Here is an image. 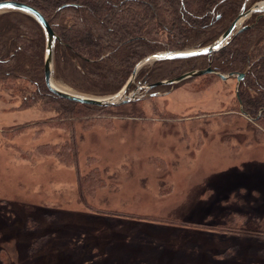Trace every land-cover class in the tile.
Instances as JSON below:
<instances>
[{
  "label": "rangeland",
  "instance_id": "rangeland-1",
  "mask_svg": "<svg viewBox=\"0 0 264 264\" xmlns=\"http://www.w3.org/2000/svg\"><path fill=\"white\" fill-rule=\"evenodd\" d=\"M238 84L199 77L76 133L0 88V264H264V239L235 232L264 227V132L228 116ZM73 136L79 170L109 185L87 197L38 151Z\"/></svg>",
  "mask_w": 264,
  "mask_h": 264
},
{
  "label": "trees",
  "instance_id": "trees-1",
  "mask_svg": "<svg viewBox=\"0 0 264 264\" xmlns=\"http://www.w3.org/2000/svg\"><path fill=\"white\" fill-rule=\"evenodd\" d=\"M7 1L36 9L57 34L56 83L70 87L76 94L105 98L118 94L125 87L142 60L162 52L210 46L229 30L243 8L250 10L264 0H0V3ZM243 27L247 28L214 56L165 60L144 67L130 91L136 90L138 85H155L209 66L215 73L232 75L231 79L236 81L239 75L245 74L238 84L235 103L227 109L228 116L238 115L248 121V130L264 132V14L253 15ZM45 52V33L35 19L20 11L0 14V88L3 96L20 99V110L37 104L49 108L57 116L48 121H60L74 132L78 126L88 130L95 124L112 125L113 119L141 114L138 105L146 98L171 92L182 85L144 90L141 100L119 107L81 104L49 91L45 82ZM212 77L218 76L207 74L200 78L209 80ZM165 113L169 117L175 116L171 112ZM41 123L45 124L47 120L8 130L19 134ZM76 144L73 136L69 144H48L39 147L38 151L45 150L62 162H72L78 168L81 195L87 197L94 188L109 185L99 170L87 174L79 170ZM263 228L244 226L235 232L264 239Z\"/></svg>",
  "mask_w": 264,
  "mask_h": 264
},
{
  "label": "water",
  "instance_id": "water-1",
  "mask_svg": "<svg viewBox=\"0 0 264 264\" xmlns=\"http://www.w3.org/2000/svg\"><path fill=\"white\" fill-rule=\"evenodd\" d=\"M8 11H20L28 14L33 19H35L38 24L42 27L46 37V52H45V82L49 91L60 98L70 100L73 102H78L81 104L94 105L99 107H119L127 105L142 99L141 92L143 90L149 91L156 86H170L178 85L187 80L205 76L207 74H217V76L226 81L232 78V75L224 76L220 73H215L211 66L205 70H195L188 72L183 76L173 79L159 82L155 85H138L136 90L130 91L131 85L135 83L136 77L139 72L146 66L165 60H176V59H189L198 56H214L219 53L221 50L225 49L228 45L232 43L235 37H237L241 32H243L247 27H243L245 22L251 18L253 15H262L264 14V2L256 3L250 10L243 8L237 19L233 22L229 30L224 33L214 44L197 48L188 51H178V52H162L146 59L142 60L134 69V72L125 85V87L118 93L113 96L99 98V97H90L80 94H76L70 90L65 89L60 84L56 83L54 80L55 74V50L58 39L57 34L54 32L53 28L50 26L48 21L44 16L37 11L36 9L27 6L22 3L17 2H1L0 3V14H3ZM245 74L238 76L237 81L240 83L243 80Z\"/></svg>",
  "mask_w": 264,
  "mask_h": 264
},
{
  "label": "flooded vegetation",
  "instance_id": "flooded-vegetation-1",
  "mask_svg": "<svg viewBox=\"0 0 264 264\" xmlns=\"http://www.w3.org/2000/svg\"><path fill=\"white\" fill-rule=\"evenodd\" d=\"M250 19V18H249ZM144 91V90H143ZM143 91L141 92V95H143Z\"/></svg>",
  "mask_w": 264,
  "mask_h": 264
}]
</instances>
